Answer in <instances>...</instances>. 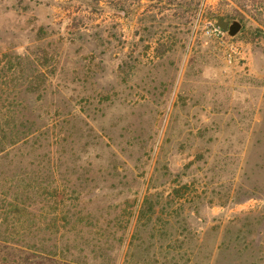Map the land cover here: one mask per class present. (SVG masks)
I'll return each instance as SVG.
<instances>
[{
	"label": "rangeland",
	"instance_id": "obj_1",
	"mask_svg": "<svg viewBox=\"0 0 264 264\" xmlns=\"http://www.w3.org/2000/svg\"><path fill=\"white\" fill-rule=\"evenodd\" d=\"M123 2L0 0V121L36 130L0 207L36 184L28 238L88 264H264V0Z\"/></svg>",
	"mask_w": 264,
	"mask_h": 264
},
{
	"label": "trees",
	"instance_id": "obj_2",
	"mask_svg": "<svg viewBox=\"0 0 264 264\" xmlns=\"http://www.w3.org/2000/svg\"><path fill=\"white\" fill-rule=\"evenodd\" d=\"M114 7L124 9L125 12L129 11L125 4ZM29 123L32 124L33 121H29ZM34 132L36 130L31 131L27 123L16 124L9 120L1 123L0 121V152L12 147L22 139L30 138ZM20 182L16 186V191L13 192L15 202L7 200L8 191L11 190L12 186L2 183L7 189L2 191L1 202L3 204L0 207V227L4 226V228H0V264H88L87 259H82L78 254L75 255V253L70 252L69 242L63 246L58 244L59 234L54 236V240L50 236L37 238L33 241L28 238L30 231L38 229L36 226L39 220H45L40 218L38 220L22 199V197H27L28 191L35 189L37 185L24 182L23 179ZM58 221L49 220L42 228L53 232L54 229L58 231L66 227L65 231L70 232L68 231L70 228L67 226L72 222H68L67 217H63L61 223ZM15 225H19V228H16ZM21 230L24 231V234H21ZM54 233L57 234L58 232L54 231ZM61 236L65 235L61 234ZM51 240L52 242H50ZM73 240L75 241V238ZM84 242L89 243V240L84 239Z\"/></svg>",
	"mask_w": 264,
	"mask_h": 264
},
{
	"label": "water",
	"instance_id": "obj_3",
	"mask_svg": "<svg viewBox=\"0 0 264 264\" xmlns=\"http://www.w3.org/2000/svg\"><path fill=\"white\" fill-rule=\"evenodd\" d=\"M213 19L216 25H218L221 29L227 31L231 36L236 35L240 31L242 26L239 20H229L221 17L220 15H214Z\"/></svg>",
	"mask_w": 264,
	"mask_h": 264
},
{
	"label": "built area",
	"instance_id": "obj_4",
	"mask_svg": "<svg viewBox=\"0 0 264 264\" xmlns=\"http://www.w3.org/2000/svg\"><path fill=\"white\" fill-rule=\"evenodd\" d=\"M221 32V28L215 23H210L209 28L206 30V33L209 35H217Z\"/></svg>",
	"mask_w": 264,
	"mask_h": 264
}]
</instances>
